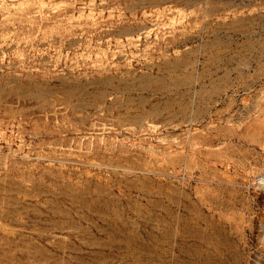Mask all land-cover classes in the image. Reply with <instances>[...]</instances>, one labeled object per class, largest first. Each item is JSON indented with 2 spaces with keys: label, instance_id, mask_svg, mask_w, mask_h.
Segmentation results:
<instances>
[{
  "label": "rangeland",
  "instance_id": "obj_1",
  "mask_svg": "<svg viewBox=\"0 0 264 264\" xmlns=\"http://www.w3.org/2000/svg\"><path fill=\"white\" fill-rule=\"evenodd\" d=\"M0 264H264V0H0Z\"/></svg>",
  "mask_w": 264,
  "mask_h": 264
}]
</instances>
